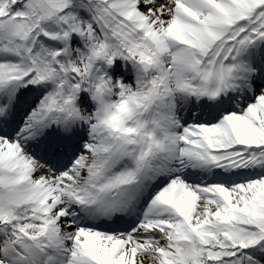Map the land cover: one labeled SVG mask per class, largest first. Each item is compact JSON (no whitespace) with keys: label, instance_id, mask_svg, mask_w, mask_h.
I'll list each match as a JSON object with an SVG mask.
<instances>
[{"label":"snow or ice","instance_id":"obj_1","mask_svg":"<svg viewBox=\"0 0 264 264\" xmlns=\"http://www.w3.org/2000/svg\"><path fill=\"white\" fill-rule=\"evenodd\" d=\"M0 264H264V0H0Z\"/></svg>","mask_w":264,"mask_h":264}]
</instances>
